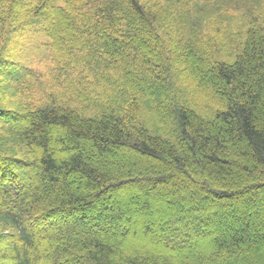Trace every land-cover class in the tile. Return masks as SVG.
<instances>
[{
    "label": "trees",
    "instance_id": "trees-1",
    "mask_svg": "<svg viewBox=\"0 0 264 264\" xmlns=\"http://www.w3.org/2000/svg\"><path fill=\"white\" fill-rule=\"evenodd\" d=\"M0 264H264L263 0H0Z\"/></svg>",
    "mask_w": 264,
    "mask_h": 264
},
{
    "label": "rangeland",
    "instance_id": "rangeland-1",
    "mask_svg": "<svg viewBox=\"0 0 264 264\" xmlns=\"http://www.w3.org/2000/svg\"><path fill=\"white\" fill-rule=\"evenodd\" d=\"M248 4H250V2H248ZM225 20L226 23L220 27L221 29H223L226 25L230 24V22H232V25L235 24V21L231 20V18H226ZM237 20L239 22L238 18ZM213 30L215 31V36L222 35V31H219L216 27ZM31 34L29 32L27 34L20 36L21 42L17 44L19 46L17 47L18 49L17 52L15 46L9 47V51L16 52V57L19 59L18 61H20L21 64H23L28 68H32L38 74H42L44 79L41 78V80H43V83H46L45 81L48 79V68L50 65V49H51L50 40L44 34L33 35L32 38L29 39V36ZM210 34H212V32ZM41 89L42 88L40 87L38 88L37 91L38 94L42 92ZM171 189H174V187H171ZM124 231H125V237L129 238L134 236L133 235L134 229L132 227L126 226Z\"/></svg>",
    "mask_w": 264,
    "mask_h": 264
}]
</instances>
